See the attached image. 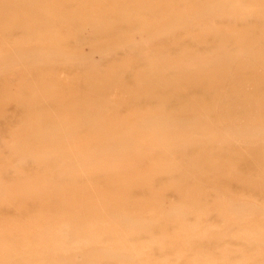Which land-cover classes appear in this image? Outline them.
Listing matches in <instances>:
<instances>
[{
	"label": "bare ground",
	"instance_id": "bare-ground-1",
	"mask_svg": "<svg viewBox=\"0 0 264 264\" xmlns=\"http://www.w3.org/2000/svg\"><path fill=\"white\" fill-rule=\"evenodd\" d=\"M0 264H264V0H0Z\"/></svg>",
	"mask_w": 264,
	"mask_h": 264
},
{
	"label": "rangeland",
	"instance_id": "rangeland-1",
	"mask_svg": "<svg viewBox=\"0 0 264 264\" xmlns=\"http://www.w3.org/2000/svg\"><path fill=\"white\" fill-rule=\"evenodd\" d=\"M144 40H145V35H144V33L141 31V30H134V32L132 33V41L133 42H135L137 45L138 44H140V45H138V47L143 51V50H145V48H146V52L145 51H143L144 53H147L148 51H149V49H148V45H146L145 43H144ZM139 42H142V43H139ZM142 47V48H141ZM124 49V54L128 57V56H130V54L132 53V49H130V47H125V48H123ZM130 50V53L128 52ZM128 52V53H127Z\"/></svg>",
	"mask_w": 264,
	"mask_h": 264
}]
</instances>
